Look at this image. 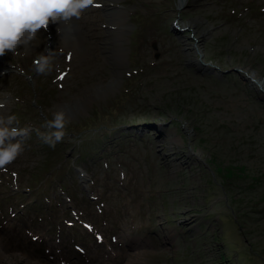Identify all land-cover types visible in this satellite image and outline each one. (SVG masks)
Masks as SVG:
<instances>
[{
  "label": "rangeland",
  "instance_id": "obj_1",
  "mask_svg": "<svg viewBox=\"0 0 264 264\" xmlns=\"http://www.w3.org/2000/svg\"><path fill=\"white\" fill-rule=\"evenodd\" d=\"M0 104V264H264V0H94L0 56Z\"/></svg>",
  "mask_w": 264,
  "mask_h": 264
},
{
  "label": "clouds",
  "instance_id": "obj_2",
  "mask_svg": "<svg viewBox=\"0 0 264 264\" xmlns=\"http://www.w3.org/2000/svg\"><path fill=\"white\" fill-rule=\"evenodd\" d=\"M94 4V0H0V56L6 53L16 54L21 46L27 47L37 39V33L48 30L50 23L58 25L73 18L80 19L82 13ZM34 70L41 74L51 71L52 54L41 53L33 62ZM4 105L0 104V108ZM14 116H0V171H7L6 166L17 159L23 151L18 137H27L31 133L28 127H11ZM64 109L53 113L51 120H46L45 132H39L41 141L55 148L62 142L68 123ZM15 141V142H13Z\"/></svg>",
  "mask_w": 264,
  "mask_h": 264
},
{
  "label": "snow or ice",
  "instance_id": "obj_3",
  "mask_svg": "<svg viewBox=\"0 0 264 264\" xmlns=\"http://www.w3.org/2000/svg\"><path fill=\"white\" fill-rule=\"evenodd\" d=\"M96 6L98 7L99 5H96ZM68 59H69V60L71 59V55H69ZM65 75H66V74H65ZM59 79H60V80H63V79H64V75H61V76L59 77ZM98 239H102V238H99V237H98Z\"/></svg>",
  "mask_w": 264,
  "mask_h": 264
},
{
  "label": "trees",
  "instance_id": "obj_4",
  "mask_svg": "<svg viewBox=\"0 0 264 264\" xmlns=\"http://www.w3.org/2000/svg\"><path fill=\"white\" fill-rule=\"evenodd\" d=\"M230 172V170L228 171V173ZM223 262V261H222Z\"/></svg>",
  "mask_w": 264,
  "mask_h": 264
},
{
  "label": "bare ground",
  "instance_id": "obj_5",
  "mask_svg": "<svg viewBox=\"0 0 264 264\" xmlns=\"http://www.w3.org/2000/svg\"><path fill=\"white\" fill-rule=\"evenodd\" d=\"M51 24V23H50ZM206 65V64H205Z\"/></svg>",
  "mask_w": 264,
  "mask_h": 264
}]
</instances>
